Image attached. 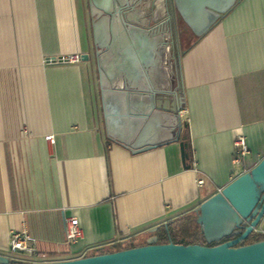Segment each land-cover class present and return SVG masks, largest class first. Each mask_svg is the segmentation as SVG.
I'll return each instance as SVG.
<instances>
[{
    "label": "crops",
    "instance_id": "crops-1",
    "mask_svg": "<svg viewBox=\"0 0 264 264\" xmlns=\"http://www.w3.org/2000/svg\"><path fill=\"white\" fill-rule=\"evenodd\" d=\"M87 1L0 0V256L8 259L12 232L35 237L48 262L151 240L264 159V0H240L206 35L181 44L176 66L153 57L156 86L174 77L182 91L187 127L175 141L160 118L140 120L148 95L128 96L113 108V126L131 144H155L140 153L108 136ZM71 55L82 61L47 63ZM238 135L251 154L236 166ZM73 217L84 239L68 246Z\"/></svg>",
    "mask_w": 264,
    "mask_h": 264
},
{
    "label": "water",
    "instance_id": "water-1",
    "mask_svg": "<svg viewBox=\"0 0 264 264\" xmlns=\"http://www.w3.org/2000/svg\"><path fill=\"white\" fill-rule=\"evenodd\" d=\"M156 1H88L93 17L107 133L134 153L151 150L155 144H131L116 132L113 108L117 104H126L130 95H148L149 110L140 120L145 121L149 115L160 118L165 127L176 131L175 141L180 139L181 131L187 127L177 113L183 106L182 91L156 86L151 76L153 57L157 55L158 45L163 43L162 37L156 35L158 27L147 28L143 21L132 18L130 14L140 4L151 2L157 8ZM239 1L166 0V7L176 28L178 19H181L195 37H203ZM162 2L165 5V0ZM83 59L87 61L89 56L84 55ZM129 65L130 72L125 69ZM165 97L172 98V103H165ZM188 146L183 139L180 143L181 157L187 171L191 168L186 165L190 159ZM196 214L208 244L231 240L216 246H185L173 242L158 244V238L154 237L142 247L83 259L28 264H264V240L238 247L251 235L264 215V159L202 203ZM242 228L244 232L234 238ZM0 264H11L10 259L0 256Z\"/></svg>",
    "mask_w": 264,
    "mask_h": 264
},
{
    "label": "built area",
    "instance_id": "built-area-1",
    "mask_svg": "<svg viewBox=\"0 0 264 264\" xmlns=\"http://www.w3.org/2000/svg\"><path fill=\"white\" fill-rule=\"evenodd\" d=\"M82 57L80 55L64 56L57 59H48V64H65V63H80ZM179 116L182 118L188 114L186 108L182 107L179 112ZM47 141L51 145H55L56 140L54 135H50ZM234 153H233V164L238 166L242 165L246 158L251 154L248 147L247 140L244 135H238L234 141ZM197 184L203 186L205 184L204 179H200ZM221 192V190H219ZM65 232L66 241L68 246L78 244L82 239H84V232L81 227L78 218H68L65 220ZM251 234L260 236L264 238V215L260 222L253 228ZM12 254L11 260L17 263H42L48 262L44 261L43 257L39 255V249L37 245V239L32 235L28 234L26 231L23 232H12L9 240V248Z\"/></svg>",
    "mask_w": 264,
    "mask_h": 264
},
{
    "label": "rangeland",
    "instance_id": "rangeland-1",
    "mask_svg": "<svg viewBox=\"0 0 264 264\" xmlns=\"http://www.w3.org/2000/svg\"><path fill=\"white\" fill-rule=\"evenodd\" d=\"M149 4L152 5L153 9H155V7L153 6V4H151V2ZM149 4H145V5H149ZM156 4H158V0L156 1ZM140 5H144V4H140ZM140 5L136 6V8L133 11H131L130 14H131V16L135 15L137 17L136 20L143 21L144 20V16L142 14L143 10L139 7ZM164 8L166 9L165 15H162V11H161L159 17L152 19V25H150V26L146 25V24L145 25L147 28H154L156 26L158 27V31H157L156 35L158 37H162L163 43L161 45H158V52H156V54H160L162 57L167 56V59H168L167 63H173L174 66H176V61L179 60L180 55H181L180 45L182 44V48L186 49L188 46H190V44H192L195 36L191 32V30L180 19H178V21H177V28H176L175 22L168 15L167 7H166V0H165ZM88 9H89V14H90V18H91L92 28H93V17L91 16L89 2H88ZM93 42H94V34H93ZM94 49H95V55H94L95 61L94 62H95V66L97 67V71H98L97 72V78H98L99 67H98V58L96 56L97 48H96L95 44H94ZM160 50H162L161 53H160ZM96 83L98 86L100 85V83H101L100 78H99V81L97 79ZM166 88H169L170 91L173 89H176L174 77L171 80V83L169 84V86H167ZM165 99L168 100L169 104L172 103V98L165 97ZM178 112L179 111H177V113ZM240 170H241V168H239L237 171L240 172ZM171 229H172V232L175 236V232L173 230V227H171ZM158 236H160V238H162V241H167V236H169V235H165L163 232H158L155 237L158 238ZM146 241L148 243H150V239L149 240L140 239V240H137L136 243L137 244H143ZM162 241L158 240L157 243H160ZM213 244H215V243H213ZM213 244L207 243V246H212ZM98 253L99 252H95L94 254H98ZM91 254H93V253H91ZM10 261L12 264L11 259H10Z\"/></svg>",
    "mask_w": 264,
    "mask_h": 264
},
{
    "label": "trees",
    "instance_id": "trees-1",
    "mask_svg": "<svg viewBox=\"0 0 264 264\" xmlns=\"http://www.w3.org/2000/svg\"><path fill=\"white\" fill-rule=\"evenodd\" d=\"M171 227H173V230L175 232V236L172 232ZM158 232H163L165 235H169L167 236V241H162V238H160V236H158V240L162 241L158 244H168L170 242H173L177 245H205L207 246V241L202 233V229L201 226L197 223V214L195 213H189L187 215H184L172 222L167 223L166 225H164L163 227H160L158 229ZM156 231V233L154 234L156 236V234L158 233ZM244 232V228L239 230V234L237 236H235L234 238L240 236L242 233ZM231 239H224L219 243H215L212 246H216V245H220L226 241H229ZM264 238L251 234L248 238H246L245 241H243L240 245H238V247L240 246H245V245H249V244H253L256 242H260L263 241ZM136 239H132L127 243H118L112 247H106L103 248L99 251H94V252H90L89 254H86L83 258L86 257H92V256H97V255H103V254H108V253H114V252H118V251H122V250H128L131 248H136V247H142V246H146L148 245V242L146 241L143 244H137L136 243ZM95 252H99L98 254H94ZM93 253V254H91ZM39 255L41 256H45L44 254L39 252ZM41 256V257H42ZM11 263V261H10ZM12 264H27V263H17L12 261Z\"/></svg>",
    "mask_w": 264,
    "mask_h": 264
},
{
    "label": "flooded vegetation",
    "instance_id": "flooded-vegetation-1",
    "mask_svg": "<svg viewBox=\"0 0 264 264\" xmlns=\"http://www.w3.org/2000/svg\"><path fill=\"white\" fill-rule=\"evenodd\" d=\"M161 4H162L161 0H158L157 8L155 9H153L152 5L150 4L149 5L144 4V5L139 6L143 10V13H142L144 16L143 22H145L146 25H149V26L152 25V19L159 17L161 13ZM132 18L137 19L135 15L132 16Z\"/></svg>",
    "mask_w": 264,
    "mask_h": 264
}]
</instances>
